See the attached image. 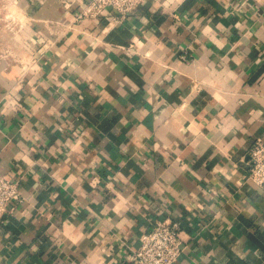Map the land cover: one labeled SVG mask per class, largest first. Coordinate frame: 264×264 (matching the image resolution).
I'll return each instance as SVG.
<instances>
[{"label": "crops", "instance_id": "crops-1", "mask_svg": "<svg viewBox=\"0 0 264 264\" xmlns=\"http://www.w3.org/2000/svg\"><path fill=\"white\" fill-rule=\"evenodd\" d=\"M0 264H131L178 223L173 264H264V0H0Z\"/></svg>", "mask_w": 264, "mask_h": 264}, {"label": "built area", "instance_id": "built-area-1", "mask_svg": "<svg viewBox=\"0 0 264 264\" xmlns=\"http://www.w3.org/2000/svg\"><path fill=\"white\" fill-rule=\"evenodd\" d=\"M142 0H87L80 15H96L110 7L120 14ZM249 170L247 178L264 190V140L256 137L248 152ZM21 199L17 180L0 172V215L8 210V205ZM180 228L177 222L156 221L152 227L141 233L139 243L128 258L131 264H173L180 252Z\"/></svg>", "mask_w": 264, "mask_h": 264}, {"label": "rangeland", "instance_id": "rangeland-1", "mask_svg": "<svg viewBox=\"0 0 264 264\" xmlns=\"http://www.w3.org/2000/svg\"><path fill=\"white\" fill-rule=\"evenodd\" d=\"M0 6L2 7V9H5L3 7V1L2 3L0 2ZM6 10V9H5ZM5 13L1 12L0 14V57H7L8 53L6 51V46L5 43L7 42V37L9 36V27H8V23H9V19L7 15H4Z\"/></svg>", "mask_w": 264, "mask_h": 264}]
</instances>
